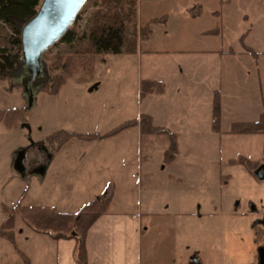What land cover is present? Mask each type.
I'll use <instances>...</instances> for the list:
<instances>
[{
    "label": "rangeland",
    "instance_id": "374dc122",
    "mask_svg": "<svg viewBox=\"0 0 264 264\" xmlns=\"http://www.w3.org/2000/svg\"><path fill=\"white\" fill-rule=\"evenodd\" d=\"M196 1L202 5L197 21H191L197 14L190 15L189 0L140 2L144 15L169 17L158 41L149 39L158 53L96 56L92 78L78 58L62 50L64 45H54L42 56L43 74L33 85L32 107L23 64L0 81V112L15 120L11 128L0 123V230L12 220L17 242L4 239L0 231V264H26L29 258L40 264L45 259L51 240L28 227L29 208L77 216L96 199L108 200L113 185L112 211L148 213L144 225L155 231L154 241L163 239L158 245H166L168 237L169 244L179 246L178 262L188 260L191 247L203 259L207 245L222 244V264H264V239L253 243L255 224L264 230V178L230 165L239 156L262 159L264 136L227 134L233 123L255 120L264 107V54L258 60L249 53L250 58L243 56L246 47L264 53V0ZM96 10L87 3L71 29L83 32ZM24 25L17 23L20 37ZM204 50L229 57L200 53ZM148 79L164 82L163 96L141 97V81ZM56 82L63 85L50 95ZM219 91L221 134L212 127ZM142 115L152 117L155 127L178 134L172 164L165 162L169 138L141 134ZM22 125H29L31 133ZM60 131L90 139L75 136L58 151L49 138ZM30 139L52 155L44 177L23 178L13 169L17 153Z\"/></svg>",
    "mask_w": 264,
    "mask_h": 264
},
{
    "label": "trees",
    "instance_id": "16d2710c",
    "mask_svg": "<svg viewBox=\"0 0 264 264\" xmlns=\"http://www.w3.org/2000/svg\"><path fill=\"white\" fill-rule=\"evenodd\" d=\"M142 1L145 0H88L87 3L97 9L89 19L88 27L80 33L73 28L70 29L55 45H64L62 50H65V53L78 58L79 66L86 71L88 78L93 77L96 56L142 53V42L148 41L152 37L151 27L155 22L151 21L144 26L138 24L137 6ZM41 2L42 0H0V26L11 32V35L5 34L3 32L5 30L0 27V81H6L22 66V44L17 31V23H26L32 19ZM130 29L131 31H129ZM245 50L253 58H260V54L253 49L246 47ZM72 66L68 65L67 70L73 72ZM66 76L71 77V75ZM55 85V89L49 92L50 95L58 94L63 83L56 82ZM164 89V84L161 82L143 80L141 82V97L163 95ZM215 97L212 127L215 132L220 133V93L218 92ZM4 113L0 112V123L3 122L8 128H11L15 120L4 117ZM14 118L16 119L17 116ZM140 129L141 134L169 138L170 146L165 153V162L172 164L178 153V135L168 128L155 127L152 117L148 115L141 116ZM118 132L119 130L112 132L111 135ZM229 134L264 136V115L255 123L233 124ZM75 136L90 139L89 136H78L71 132L60 131L50 137L49 141L59 151L69 139ZM230 165H240L256 179H259L256 172L264 166V148L262 159L259 161L253 162L247 158L239 157L232 160ZM110 201L111 196L104 202L95 201L87 204L81 208L77 216L68 212H57L47 207L29 208L32 214L26 224L35 233L49 236L54 240L77 238L80 241L77 261L80 264H87L86 235L94 223L107 212ZM13 228V221L8 220L2 225L0 231L4 239L15 245L17 242L15 234L12 233ZM263 239L264 230L259 228L256 230V241L261 242ZM26 264H31L29 259L26 260Z\"/></svg>",
    "mask_w": 264,
    "mask_h": 264
},
{
    "label": "crops",
    "instance_id": "0c3cea01",
    "mask_svg": "<svg viewBox=\"0 0 264 264\" xmlns=\"http://www.w3.org/2000/svg\"><path fill=\"white\" fill-rule=\"evenodd\" d=\"M189 1L192 2L189 5V7H191L193 12H191L190 10L187 11H190L191 16L192 15L194 16L195 13L197 14V18L195 19L192 18L191 21H197V19L201 18L200 8L202 7V5H200V3L196 0L195 1L189 0ZM143 19L145 20L143 21ZM161 19L163 20L160 21ZM151 21H155L151 27L152 40L158 41V37L161 36V33L165 30L164 25L167 24L168 27L169 17L167 16H164V18L156 17V14H151L150 16H146L144 15V12L140 4V6H138L139 25L144 26L145 24ZM152 40L142 42L141 45L142 53L140 52V55L145 56L146 54L152 55L158 53V51L153 50ZM192 51L193 50H186V52L196 53ZM162 53H169V51H164ZM200 53L203 54L214 53L216 55H219L221 59L222 58L226 59L229 57L226 55L225 52H220V50L219 51L204 50ZM229 53L230 55H232L231 52ZM247 54L248 53L246 51L243 53V56L244 57L246 56V59L250 58V56H248ZM258 54H260V58H261V56H263L264 53H258ZM193 74H194L193 76H197V73L195 74V72H193ZM195 79H192L191 82L195 83L196 82ZM151 81L157 82L158 80L155 79ZM159 82L164 84V82L161 80H159ZM219 93L222 95V91H219ZM222 104L224 105V100ZM222 110L224 111V106L222 107ZM262 115H264V107L257 111L255 120H243L240 122H235L233 124L255 123L260 120ZM229 132L227 134H229ZM221 133L222 130L219 134ZM224 134L226 135V133ZM229 135L239 136V135H231V134ZM240 136H244V135H240ZM239 157H244V156H239ZM260 159H257L255 161L251 159L249 160L256 162L259 161ZM179 181L182 180L179 179ZM115 190H117V188L115 185H113L109 193V196H111V201L107 212L94 223V225L86 235L85 249L87 254L86 255L87 264H222L219 259L221 258V253L225 254L226 251V246L222 244H218L213 247H211L212 245L210 246V244L209 246L207 245L205 250V255L207 256L206 258L204 256L203 259H200L199 253L195 249L193 250V248L191 247L190 252L188 254V260L184 263L178 262V251H180L178 248L179 246L176 245L173 246L169 244L168 237L166 240V245L163 246L158 245V243L163 239H157L156 241H154L153 237L155 236L154 233L155 231L147 228L144 225L143 221L144 220L147 221V219L150 216L148 213L140 212L139 214H137V213L112 211L113 203L115 200ZM98 200L100 199H96V201ZM244 216L247 217L246 214H244ZM27 229L29 228L27 227ZM258 229L259 228L255 224V227H253V231L255 233V235H253L254 236L253 243L254 242L258 243L256 241V230ZM177 234L178 232L176 231L175 234L174 233L170 234V236L172 237ZM49 238L51 240V243L48 245L47 249L44 250L43 253L45 255V259L40 264H80L77 261L78 250L80 247V241L77 238L62 239V240H54L51 237ZM46 257H49V259L46 260ZM29 259L31 261L30 262L31 264H38L33 258H29Z\"/></svg>",
    "mask_w": 264,
    "mask_h": 264
},
{
    "label": "water",
    "instance_id": "95a60500",
    "mask_svg": "<svg viewBox=\"0 0 264 264\" xmlns=\"http://www.w3.org/2000/svg\"><path fill=\"white\" fill-rule=\"evenodd\" d=\"M88 0H42V4L36 15L25 23L21 31L22 62L25 71L29 75V107L34 101L33 85L41 79L43 74L42 56L57 44L62 37L71 29L79 16L82 8ZM31 133L29 125H22ZM30 144L35 143L30 139ZM40 145H42L40 143ZM27 148L21 149L13 162V169L21 176L27 175L25 166ZM48 160L45 165L33 174L44 177L52 161V155L48 152ZM257 175L264 178V166ZM76 236V234H74Z\"/></svg>",
    "mask_w": 264,
    "mask_h": 264
},
{
    "label": "flooded vegetation",
    "instance_id": "af4514ba",
    "mask_svg": "<svg viewBox=\"0 0 264 264\" xmlns=\"http://www.w3.org/2000/svg\"><path fill=\"white\" fill-rule=\"evenodd\" d=\"M25 148H27L25 158L27 174H33L46 164L49 158L48 149L44 144L40 145V143H35L34 145L30 144Z\"/></svg>",
    "mask_w": 264,
    "mask_h": 264
}]
</instances>
